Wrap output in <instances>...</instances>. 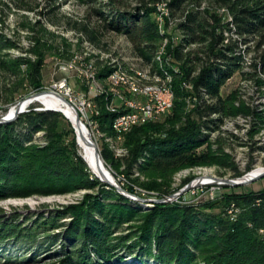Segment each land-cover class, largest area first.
Segmentation results:
<instances>
[{
  "label": "trees",
  "instance_id": "trees-1",
  "mask_svg": "<svg viewBox=\"0 0 264 264\" xmlns=\"http://www.w3.org/2000/svg\"><path fill=\"white\" fill-rule=\"evenodd\" d=\"M80 1L100 21L96 28L82 27L89 41L99 42L105 31L122 34L152 73L172 78L175 100L165 120L125 133L122 146L128 155L123 158L115 157L107 143L102 145L106 163L124 175V188L161 198L171 194L174 172L193 165H218L233 176L243 175L229 154L197 149L227 116L251 112L264 123V111L236 104V90L221 94L235 74L264 91V0ZM174 34L177 41L172 40ZM17 46L0 31V69L23 74L29 89L41 91L45 54L32 50L33 61L2 57ZM159 52L161 63L156 59ZM245 54L250 55L248 65ZM191 99L193 108L188 110ZM94 100L101 107L96 119L103 137H116L111 126L115 114L106 110L104 96ZM40 132L45 144L34 141ZM75 136L61 112L31 105L15 121L0 124V200L87 191L83 199L36 214L35 220L0 218V247L13 243L15 249L19 244L29 252L17 256L2 250L0 264H40L44 259L54 264H264L259 233L264 227V190L236 193L224 187L223 197L215 202L156 203L143 209L90 171ZM134 169L139 175L134 176ZM231 204L242 208L234 221L225 210Z\"/></svg>",
  "mask_w": 264,
  "mask_h": 264
},
{
  "label": "rangeland",
  "instance_id": "rangeland-1",
  "mask_svg": "<svg viewBox=\"0 0 264 264\" xmlns=\"http://www.w3.org/2000/svg\"><path fill=\"white\" fill-rule=\"evenodd\" d=\"M17 4L24 5L26 9H19ZM31 7L32 9H29ZM160 10H163V8L160 7ZM99 24V19L92 15L90 7L80 0H0V31L18 44L17 47L4 51L2 57L5 60L27 57L33 61L36 59V55L32 50H40L45 54L43 88L41 91L47 90L48 92L55 91L59 93L52 86L55 82L67 78L76 96L82 95V92H88V87L84 80H87L86 73L90 71L96 73V83L104 90L111 89L108 76L116 69L127 70L130 73L132 72V74L134 73L133 75L138 73L148 75V64H145L134 53L132 44L124 35L113 31H105L101 33L102 36L99 42L94 44L88 40L82 27L88 25L90 28H96ZM167 32L171 33V29ZM178 37L177 34H174L172 40L177 41ZM38 40L40 43H37ZM166 43L167 40L163 45L165 46ZM164 55L165 53L163 52L162 57ZM162 65H164V61ZM105 70H108L109 73L103 77L101 73ZM245 70L251 72L250 68ZM22 75L16 76L8 70L0 69V116L19 101L37 93V91L29 89ZM256 87L257 85L247 78L240 74H235L222 87L221 94L225 97L236 90L238 96L237 105H244L252 108L255 112H260L259 110L264 109V91L263 88L260 87L258 89ZM120 89L122 90V88ZM91 90L93 91L92 88ZM188 104V110H191L193 108V100H189ZM30 105L35 106V109L38 110L44 108L38 102ZM74 106L77 109V106ZM78 112L80 111L78 110ZM170 114L171 111L167 112L155 122H162ZM260 120L257 114L251 112L227 116L223 119V130L219 128L217 132H213L208 143L202 145L197 151L203 152L210 147L213 150L229 154L240 169L245 166L243 162L251 163L252 160H254L252 162L253 171L258 168H264V123L262 124V120ZM87 126L91 130L100 150L104 143H107L114 152L123 145V137L120 139L105 135L111 136V138H104L98 128V123L95 124L91 121V126ZM255 129L256 131H254ZM34 141L37 144H45L43 133H37ZM134 171V176L139 175L137 169H134ZM113 172L118 182L121 184L126 183L123 174ZM205 173L218 177H236L232 175L231 171H227L218 165L203 164L183 167L176 170L172 176L171 194L195 177H200ZM140 177L143 179V176ZM222 188V194L219 198L217 197L215 200L207 202L220 200L224 195L225 189L236 193L264 190V177L249 184ZM86 193V190H80L68 194L32 195L0 200V218L8 219L12 218V216H18L16 220L23 222L26 217L33 216L32 218L35 220L36 214L54 210L61 205L75 203L83 199ZM172 202L184 205L201 204V202H197V195H193L191 192ZM140 204L143 209H149L153 206L145 203ZM228 207L225 208L226 215L232 220L227 212ZM241 212L242 208L240 207L237 213L238 216ZM32 218L29 219L30 224L33 222ZM14 247L13 243H9L6 247H0V252L5 250L8 255L17 256L29 253L26 247L23 249V246L19 244H17L15 249H13ZM35 250L36 248H34ZM43 256L44 253H41L40 257ZM40 264H54V260L44 259ZM128 264L140 263L129 260ZM200 264L205 263L201 262Z\"/></svg>",
  "mask_w": 264,
  "mask_h": 264
},
{
  "label": "bare ground",
  "instance_id": "bare-ground-1",
  "mask_svg": "<svg viewBox=\"0 0 264 264\" xmlns=\"http://www.w3.org/2000/svg\"><path fill=\"white\" fill-rule=\"evenodd\" d=\"M164 10H165V8L163 7V11ZM160 21H161V23L163 22L162 17H160ZM161 53L162 52H159V54L156 58L157 61H159L160 63L162 62ZM245 59H246V54H245ZM246 60L247 61L245 64L248 65L249 59H246ZM249 67L245 66L244 68L248 69ZM150 68H151V66H149L148 75H146V74L141 75L140 73L133 75L134 73L132 74V72L130 73L129 71L122 70L121 68L114 70L108 76L109 83L111 84V87H110L111 89H109V90L101 89L98 86V84L96 83L97 76H96V73L94 71H90V72L86 73L87 80H89V84L94 91L93 92V101L94 102H92V109H94V115H93L92 122L95 124L98 123L96 117L101 112V107L99 106L98 102L94 100V98L97 96H104L106 110L115 114V117L112 121L111 126H112L113 131L115 132L116 137H118L120 139H121V137H123V135L125 133L129 132L134 126H138V125L150 122V121H157L161 118V116L166 114L165 113V114H157V115H143L142 118H140L138 120H134L131 123H123L121 125L120 131H119L118 126L116 124V122L118 120V111L115 109V107L113 106V103H112L113 98L115 96V86L117 88H124V86H130V92L131 93H153V92H158L159 90L163 89L164 94H165V98L169 101V108L171 110L173 105H174V100H175V94H174L173 87H172V78L170 76H162V75H159L157 73H152L150 71ZM90 75H92V76H90ZM256 88H258V87H256ZM194 100L195 99H193V101ZM35 102L41 103L43 105V107L47 106V107L62 110L63 113L68 116V119L70 120L71 124L73 125V128L75 129V132H76L75 134L78 137L79 153L87 161L90 171L93 174H95L96 176L101 177L105 180H109V179L114 178V173H113L112 169L110 168V166L106 163V161L102 157H100V158L97 157L96 147H95L96 140L93 138V134H92L91 130L89 129V127L87 125H85L84 122L82 121V118H81V122H78L79 112L75 107L67 104L63 100V98L60 97V94H58L56 92H47L45 94H42L37 99H34L32 101H27L25 103V106L28 107L30 104L35 103ZM15 109H16V106L13 105L10 108H8L5 113L10 111L12 114L15 111ZM259 111L263 112L264 109L259 110ZM238 116H240V115H238ZM223 122L220 125V130H223V128H222ZM252 126H253V124H252ZM260 129H261V127H260ZM260 129H259V131H260ZM217 131H215V132H217ZM254 131H256V129ZM106 139H108V138H106ZM89 140H91L92 143H90ZM93 143H95V144H93ZM126 154H127V150L123 146L119 147L117 149V151L115 152V155L120 156V157H123ZM252 156H254V155H252ZM244 161H245V159H244ZM248 161H250V160H248ZM263 170H264V168L255 169V171L252 172L250 175L255 176V175L259 174L260 172H262ZM200 177L203 178V182H210V181H213L214 177H218V176L212 175L209 173H205V174L201 175ZM229 208H237V207H235L234 204H231ZM236 217L237 216H231L232 219H234ZM262 236L264 238V232H262Z\"/></svg>",
  "mask_w": 264,
  "mask_h": 264
},
{
  "label": "built area",
  "instance_id": "built-area-1",
  "mask_svg": "<svg viewBox=\"0 0 264 264\" xmlns=\"http://www.w3.org/2000/svg\"><path fill=\"white\" fill-rule=\"evenodd\" d=\"M161 7L163 8L164 6ZM249 58V55L246 56V59ZM84 82L88 87V92H82V95L80 96L75 95L72 87L68 83L67 78H63L62 80L55 82L52 87L59 92L58 94L61 93V95H66L65 97L72 104L77 106L80 114L82 113V120L87 125L91 126V121L93 120L94 115V109H92V102H94L93 91L91 90L89 80H84ZM185 87L191 88L192 86L191 84L186 83ZM112 103L115 109L118 111V120L116 124L119 131L123 123H131L134 120L142 118L143 115L165 114L170 111L169 101L165 98L163 89L153 93H131L130 86H124L122 90L115 86V96ZM252 162H254V160H252L251 163L243 162L245 163V166L242 169L238 167L239 170L243 172V175L251 174L255 171H253ZM249 166H251V169L247 171ZM222 187V185L214 184L212 181L203 182L201 186L191 190L190 192L193 193V195H197V201L199 203H203L209 200H215L217 197L219 198L222 194ZM227 212L230 217L238 216L237 213L239 212V208H228ZM262 232H264V227L259 230L260 235H262Z\"/></svg>",
  "mask_w": 264,
  "mask_h": 264
},
{
  "label": "water",
  "instance_id": "water-1",
  "mask_svg": "<svg viewBox=\"0 0 264 264\" xmlns=\"http://www.w3.org/2000/svg\"><path fill=\"white\" fill-rule=\"evenodd\" d=\"M47 92H48L47 90L40 91V92H37L35 94H32V95L26 97L25 99L19 101L17 104H15L16 109H15V111L12 114L9 111V112H7V113H5V114H3V115L0 116V124H8V123H11V122L15 121L19 117L20 114L29 111L28 107L25 106V103L27 101H32L34 99H37L40 95L45 94ZM60 97L63 98V100L67 104L75 107L65 96H63V95L60 94ZM41 110L58 111V112H61L68 119V116L66 114H64L62 110L55 109V108H51V107H47V106H45ZM81 118H82V116H81V114H79V116H78V122H81ZM84 124L87 125L85 122H84ZM76 141H77V144H78V137H77V135H76ZM89 142L92 143L91 140H89ZM93 144H95V143H93ZM95 147H96V155H97V157L98 158L102 157L104 159V157L102 156L101 150H100L97 142L95 144ZM114 155H115V152H114ZM115 157H117V158H123L125 156L120 157V156H116L115 155ZM82 158L84 159V161L88 165V163L85 160V158L84 157H82ZM96 177H98V176H96ZM263 177H264V170L262 172H260L259 174L255 175V176H251L250 174H244V175L236 176V177H214L212 183H214V184H220L223 187H227V186H239V185L249 184V183H251L253 181H256L258 179H261ZM98 178L100 179V181H102V182H104V183H106V184H108L110 186H113L120 194L124 195L125 197H127V198H129V199H131L133 201H136V202H139V203H145V204H149V205H154L156 203H168V202H172V201L177 200L178 198H180L182 195L190 192L191 190H193V189H195V188H197V187H199V186H201L203 184V178L202 177H195L189 183H187L184 186L180 187L178 190L174 191L172 194H170L168 196H165V197L158 198L156 196H150V197L140 196L138 194L129 192L127 189L124 188L123 184H121L120 182L117 181V177H115V174H114V178L109 179V180H105V179H103L101 177H98ZM136 189L138 191H141L143 194L146 193L145 191H143L139 187H136Z\"/></svg>",
  "mask_w": 264,
  "mask_h": 264
}]
</instances>
